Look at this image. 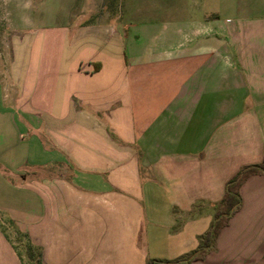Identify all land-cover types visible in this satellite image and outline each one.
Returning a JSON list of instances; mask_svg holds the SVG:
<instances>
[{
  "label": "crops",
  "instance_id": "1",
  "mask_svg": "<svg viewBox=\"0 0 264 264\" xmlns=\"http://www.w3.org/2000/svg\"><path fill=\"white\" fill-rule=\"evenodd\" d=\"M121 2L130 20L27 31L12 44L18 99L0 83V218L41 247L43 264L190 253L226 183L264 155V0ZM27 37L42 56L51 39L53 63L21 73ZM54 166L72 174L49 175ZM21 168L42 176L16 183ZM239 193L193 264H264V174ZM0 264H22L1 230Z\"/></svg>",
  "mask_w": 264,
  "mask_h": 264
},
{
  "label": "rangeland",
  "instance_id": "2",
  "mask_svg": "<svg viewBox=\"0 0 264 264\" xmlns=\"http://www.w3.org/2000/svg\"><path fill=\"white\" fill-rule=\"evenodd\" d=\"M120 7L122 8L121 0H0V83L2 95L11 101L18 99V90L10 72L14 59L12 44L14 41L22 40L27 31L33 28L43 30H52L57 27L70 28L74 22L79 20L100 19L106 15L111 17L118 12L122 15L123 20H130L129 13ZM47 40L48 45L45 49L46 52L48 51L47 57L45 56L46 52L42 56L41 43H39L38 38L27 37L23 41L26 44L34 41L31 45V51L25 52L24 46L23 48L16 46L15 65L20 67L21 73H24L27 66L33 71H37L40 65L46 64L47 59L49 63H53L55 60L53 52L56 51L53 46L56 44L49 38ZM34 76H36L34 83L36 85L38 83L39 87L42 73L36 72ZM17 171V176L13 179L16 180V183L21 182V180L39 181L42 176L40 168H33L32 170L21 168ZM58 174L61 177L70 176L72 171L69 166L50 167L49 175L56 176ZM0 228L14 242L16 249L22 256V264H33L27 254V239L19 235L15 231L14 225L12 226L4 217L0 218ZM151 260L165 262L174 259ZM173 264H193V262L181 261Z\"/></svg>",
  "mask_w": 264,
  "mask_h": 264
},
{
  "label": "trees",
  "instance_id": "3",
  "mask_svg": "<svg viewBox=\"0 0 264 264\" xmlns=\"http://www.w3.org/2000/svg\"><path fill=\"white\" fill-rule=\"evenodd\" d=\"M264 174V155L261 162L253 165H248L242 167L227 183L225 186V192L220 200L219 204L215 209L214 219L210 225V227L200 236H198V246L197 248L190 252L183 254L173 261H155L148 260L145 264H173L178 262H194L202 260L210 247L214 243L217 235L220 230L223 229L232 214L235 212L236 208L240 204V187L244 183V181L250 176L254 175H262ZM8 222L13 226L14 223L11 220ZM15 231L18 232L19 235L27 239V254L28 258L31 260L33 264H43L42 262V249L40 246L35 245L31 242L29 236L26 233L20 232L15 226ZM6 239L12 244L13 249L15 250L18 258L23 263L22 256L16 249L14 242H12L9 236L5 233L3 229L0 228Z\"/></svg>",
  "mask_w": 264,
  "mask_h": 264
}]
</instances>
